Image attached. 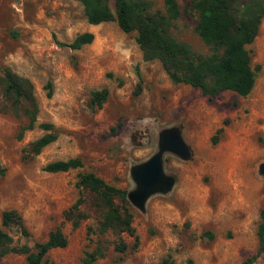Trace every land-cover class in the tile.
Wrapping results in <instances>:
<instances>
[{
	"label": "rangeland",
	"instance_id": "1",
	"mask_svg": "<svg viewBox=\"0 0 264 264\" xmlns=\"http://www.w3.org/2000/svg\"><path fill=\"white\" fill-rule=\"evenodd\" d=\"M141 17L163 12V0H131ZM181 15L171 23L172 38L196 56L208 48L185 10L190 0H174ZM113 6L109 1V7ZM88 32L90 44L68 45ZM135 32L115 21L89 25L77 0H0V74L4 69L26 79L33 100L12 102L0 88V216L15 211L27 236L4 229L12 245L31 247L59 227L67 244L49 250L44 264H240L258 248L259 212L264 210V18L245 48L254 74L251 92L225 91L213 98L198 89L172 84L158 61H143ZM106 89L100 108L94 91ZM36 108V124L48 123L56 135L34 157L29 144L44 134L26 125L24 110ZM174 127L190 157L164 153L162 167L171 176L169 190L159 187L141 209L131 205L136 236L100 233L101 209L76 187L78 175L92 173L130 192V170L157 149L162 131ZM215 138V143L211 142ZM78 158L81 167L47 173L46 164ZM84 215L73 228L63 213L78 199ZM126 198V196H125ZM125 245L123 252L114 246ZM0 264H26L9 253ZM251 264H264V252Z\"/></svg>",
	"mask_w": 264,
	"mask_h": 264
},
{
	"label": "trees",
	"instance_id": "2",
	"mask_svg": "<svg viewBox=\"0 0 264 264\" xmlns=\"http://www.w3.org/2000/svg\"><path fill=\"white\" fill-rule=\"evenodd\" d=\"M89 25L115 21L124 32H135V44L143 61H158L162 71L172 84H183L198 89L200 93L213 98L229 91L237 96H247L254 85V74L249 65V56L245 48L257 35L260 20L264 18V0H190L185 10L195 16V29L202 43L208 48L207 56H196L176 42L169 33V27L183 12L174 0H163V12L141 17L140 5L131 0H77ZM109 1L113 6L109 7ZM92 34L85 32L77 35L68 47L77 50L90 44ZM0 88L3 95L12 102H30L33 100L32 86L24 78L8 69L0 74ZM107 97L106 89L94 91L91 102L100 108ZM25 130L38 128L44 134L29 144L27 156L38 155L43 147L53 142L56 135L48 123L36 124V108L23 111ZM215 143V138L211 139ZM81 167L78 158L59 160L46 164L43 171L59 173ZM0 175L2 170L0 169ZM76 187L91 195L96 201L95 207L101 209L98 225L100 233L111 231L133 237L132 214L127 204L125 190L105 183L92 173L78 175ZM82 200L78 198L64 213L63 220L75 228L84 215L79 211ZM257 227L258 248L253 256L240 264H251L264 252V210L259 212ZM15 227L22 236L27 232L21 217L13 210L4 211L0 216V257L15 253L24 256L26 264H44L45 254L55 248H63L67 241L59 227L49 231L46 239L34 243L31 247L12 245V238L4 229ZM114 249L125 250L119 240ZM94 255L85 254L81 264H91ZM157 264H173L169 256Z\"/></svg>",
	"mask_w": 264,
	"mask_h": 264
},
{
	"label": "water",
	"instance_id": "3",
	"mask_svg": "<svg viewBox=\"0 0 264 264\" xmlns=\"http://www.w3.org/2000/svg\"><path fill=\"white\" fill-rule=\"evenodd\" d=\"M164 153L172 154L182 161H187L190 157L187 146L174 127L162 131L156 151L147 160L131 168L130 177L135 183V189L127 192L125 196L134 207L141 209L149 195L159 187L167 191L173 185L172 177L163 172ZM263 171L264 167L261 165L260 173Z\"/></svg>",
	"mask_w": 264,
	"mask_h": 264
}]
</instances>
